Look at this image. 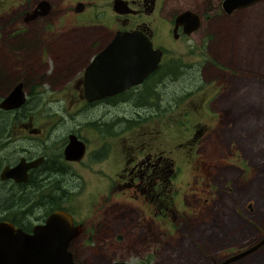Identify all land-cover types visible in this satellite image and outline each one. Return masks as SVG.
I'll list each match as a JSON object with an SVG mask.
<instances>
[{
    "label": "rangeland",
    "instance_id": "rangeland-1",
    "mask_svg": "<svg viewBox=\"0 0 264 264\" xmlns=\"http://www.w3.org/2000/svg\"><path fill=\"white\" fill-rule=\"evenodd\" d=\"M221 1L182 0L175 5V9L191 6L202 17L197 31L176 40L170 37L167 23L173 10L169 4L164 6L165 22L160 23L154 41L164 51L162 71L174 72L166 74L164 95L154 109L160 116L134 120L131 114L136 107L119 104L115 109L126 122L119 119L123 142L118 149L149 146L150 152L157 151L179 167V175L166 182V218H158L157 223L149 212L142 215L141 204L130 200L127 189L119 190L110 219L104 216L106 224L91 226L95 235L86 232L74 239L75 264H209L224 249L244 248L264 233V7L258 3L225 15L219 9ZM105 2L96 5L103 10L98 26L76 29V36L92 34L84 29L102 36L116 29L107 20L110 4L101 7ZM10 3L0 0V18L9 13ZM156 27L152 23L151 28ZM60 30H47L45 37L54 31L56 38ZM73 35L65 36L70 53L66 62L43 59L48 71H58L59 62L68 71L75 69L78 55L71 49ZM69 91L73 92L71 86ZM68 101L67 97L47 109L59 111ZM43 121L38 119L33 126H42ZM196 131L201 134L190 149L186 140ZM84 179L86 185L70 196L69 204L76 217L92 221L100 211L87 205L97 200L96 191L103 185ZM116 234L122 238L118 243ZM243 259L234 264H264V245Z\"/></svg>",
    "mask_w": 264,
    "mask_h": 264
},
{
    "label": "flooded vegetation",
    "instance_id": "flooded-vegetation-1",
    "mask_svg": "<svg viewBox=\"0 0 264 264\" xmlns=\"http://www.w3.org/2000/svg\"><path fill=\"white\" fill-rule=\"evenodd\" d=\"M9 1L13 2L10 3L13 7L0 18V222L8 223L13 230L32 234L33 228L42 224L50 213L63 211L71 218L72 225L79 226L78 233L67 245L75 264L74 239L86 232L95 235L91 230L96 228L91 226L106 224L104 216L110 219L114 207L112 202H116L119 190L127 189L130 200L148 207L145 211L141 205L138 206L142 215L149 212L152 218L157 217V223L158 218H166V182L179 175V167L157 151L150 152L149 146L145 150L142 144L128 148V145H122L118 149L123 142L119 141V119H124L115 109L119 104L136 107V112L131 114L136 117L134 120L160 116L154 109L159 107L164 95L166 74L174 72L162 71L164 51L156 47L154 41L159 37L160 23L165 22L164 6L169 4L173 10L167 23L170 37L175 40L197 31L202 17L191 6L175 9L174 6L182 0H107L101 7L107 8L106 4H110L107 20L116 25V29L103 36L84 29L83 32L92 33L86 38L76 36V29L98 26L99 17L103 14V10L96 6L100 0ZM115 2L121 3L117 6L121 13L113 10ZM154 11L155 18L149 20ZM184 12L193 13L199 19L198 28L189 34L190 26L186 21L175 23L176 16ZM152 23L157 27L151 28ZM53 28H61L62 33L54 38L53 31L45 37L47 30ZM5 31L8 35L2 34ZM119 32L145 34L152 49L161 51V57L154 71H149L127 88L113 91L111 88L117 83L114 71L86 69ZM71 33L75 38L71 41V49L74 56L78 55L75 69L68 71L65 64L59 62L61 67L58 71H48L43 59L56 58V62L60 59L66 62L70 53L69 39L65 36ZM101 80L105 83L97 85ZM14 88L22 93L21 103L4 108V100ZM55 93L63 94L60 97L48 96ZM67 97V107L61 106L59 111L47 109L50 104L64 103ZM38 119L44 120L42 126H33ZM199 134L200 131L193 132V137L186 140L191 143L190 149L192 142L197 143ZM118 150L124 154L119 156ZM84 177L93 179V185L102 183L104 186L96 191L97 200L88 202L87 206L92 210L100 211L92 221H88L86 216L76 217L69 204L70 196L86 185ZM102 188L104 191L101 193ZM262 234L259 233L260 236ZM121 240V235L114 236L117 243ZM255 241L246 243L244 248ZM240 248L224 249L220 257L211 259L209 264H220L244 249ZM248 254L224 264L238 263ZM113 262L118 261L110 264Z\"/></svg>",
    "mask_w": 264,
    "mask_h": 264
},
{
    "label": "water",
    "instance_id": "water-1",
    "mask_svg": "<svg viewBox=\"0 0 264 264\" xmlns=\"http://www.w3.org/2000/svg\"><path fill=\"white\" fill-rule=\"evenodd\" d=\"M258 3L264 7V0H222L219 6L222 13L227 15ZM118 4L121 3L115 2L113 4V10L121 13L117 7ZM180 21H186L190 26L187 34L199 26L198 17L190 12L176 16L175 23ZM160 57L161 51L152 49L145 34L141 32H119L114 35L111 43L93 59L86 71H114L117 83L111 90H122L139 81L149 71H154ZM103 83L105 81L101 80L96 84ZM21 101V91L14 88L4 100V108L18 106ZM80 147L78 146L79 149ZM78 231L79 226L72 225L71 218L63 211L50 213L42 224L33 228L32 234L13 230L8 223L0 222V264H73L67 245ZM263 244L264 234L252 245L227 257L220 264L238 259L258 249ZM111 264L129 263L118 261Z\"/></svg>",
    "mask_w": 264,
    "mask_h": 264
}]
</instances>
